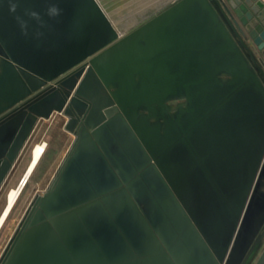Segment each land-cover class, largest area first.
I'll use <instances>...</instances> for the list:
<instances>
[{
	"label": "water",
	"instance_id": "95a60500",
	"mask_svg": "<svg viewBox=\"0 0 264 264\" xmlns=\"http://www.w3.org/2000/svg\"><path fill=\"white\" fill-rule=\"evenodd\" d=\"M104 9L0 0L7 170L40 119L83 116L0 264H264V1Z\"/></svg>",
	"mask_w": 264,
	"mask_h": 264
},
{
	"label": "rangeland",
	"instance_id": "374dc122",
	"mask_svg": "<svg viewBox=\"0 0 264 264\" xmlns=\"http://www.w3.org/2000/svg\"><path fill=\"white\" fill-rule=\"evenodd\" d=\"M114 21L123 20L127 14L145 8L160 0H99ZM116 17L119 18L116 20ZM128 26H131L128 23ZM68 117L55 112L50 119H41L33 136L24 148L22 155L9 176L0 194V216L6 206L9 192L18 187L32 159L33 149L46 145V152L25 187L18 203L0 233V257L16 232L31 202L37 195H43L55 176L59 166L75 140V134L66 124Z\"/></svg>",
	"mask_w": 264,
	"mask_h": 264
},
{
	"label": "bare ground",
	"instance_id": "6f19581e",
	"mask_svg": "<svg viewBox=\"0 0 264 264\" xmlns=\"http://www.w3.org/2000/svg\"><path fill=\"white\" fill-rule=\"evenodd\" d=\"M45 152H46V145H44V144L37 145L33 149L32 159H31V162L29 163L27 170H26V173L23 177V182L18 187L12 189L9 192V194L7 196L6 206H5L3 212L0 216V233H1V231L5 225L6 221L10 217L11 212L13 211L16 204L18 203L21 195L23 194L24 189H26L25 187L29 183L32 175L34 174L36 168L38 167L40 161L42 160Z\"/></svg>",
	"mask_w": 264,
	"mask_h": 264
},
{
	"label": "flooded vegetation",
	"instance_id": "af4514ba",
	"mask_svg": "<svg viewBox=\"0 0 264 264\" xmlns=\"http://www.w3.org/2000/svg\"><path fill=\"white\" fill-rule=\"evenodd\" d=\"M54 86V85H53ZM57 86V85H55ZM63 90L65 91V89L63 88ZM75 91H71V94L73 95ZM85 102H87V105L90 106L92 105V103L88 100H85ZM58 113V112H57ZM60 115H65V113H59ZM54 115V114H53ZM73 117L69 118L68 116V120L66 122V124L68 125V127L72 128V130H76L80 127V124H81V121L83 120V116H80L78 113H74L72 115ZM41 121V119L37 122V124L35 125V127L33 128V131L31 132L25 146L27 145V143L30 141L31 137L33 136L37 126L39 125V122ZM24 146V148H25ZM24 148L22 149L20 155L18 156L17 160L15 161V163L13 164L12 168H10L9 170H7V165H8V161H9V158L7 155L3 156L0 158V194L9 178V176L11 175V173L13 172L15 166L17 165L21 155H22V152L24 151ZM28 167V166H27ZM23 182V179L21 181V183Z\"/></svg>",
	"mask_w": 264,
	"mask_h": 264
},
{
	"label": "clouds",
	"instance_id": "9594fccd",
	"mask_svg": "<svg viewBox=\"0 0 264 264\" xmlns=\"http://www.w3.org/2000/svg\"><path fill=\"white\" fill-rule=\"evenodd\" d=\"M14 7H15V6H13V10H14ZM56 11H57L56 9H53V12H56Z\"/></svg>",
	"mask_w": 264,
	"mask_h": 264
},
{
	"label": "crops",
	"instance_id": "0c3cea01",
	"mask_svg": "<svg viewBox=\"0 0 264 264\" xmlns=\"http://www.w3.org/2000/svg\"><path fill=\"white\" fill-rule=\"evenodd\" d=\"M264 1V0H263Z\"/></svg>",
	"mask_w": 264,
	"mask_h": 264
}]
</instances>
